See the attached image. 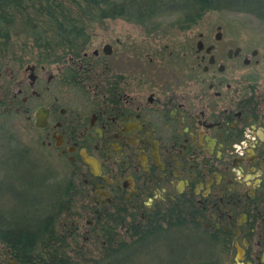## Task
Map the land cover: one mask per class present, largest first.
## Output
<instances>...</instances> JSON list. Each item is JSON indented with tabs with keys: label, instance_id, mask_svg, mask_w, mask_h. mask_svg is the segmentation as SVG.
<instances>
[{
	"label": "flooded vegetation",
	"instance_id": "1",
	"mask_svg": "<svg viewBox=\"0 0 264 264\" xmlns=\"http://www.w3.org/2000/svg\"><path fill=\"white\" fill-rule=\"evenodd\" d=\"M262 61L256 46L216 32L194 43L105 42L45 75V63L26 64L4 110L64 165L72 204L53 230L70 263L114 262L135 231L163 241L185 221L207 239L213 264H264ZM118 228L132 240L114 239ZM98 230V259L73 258ZM0 245V264H47Z\"/></svg>",
	"mask_w": 264,
	"mask_h": 264
},
{
	"label": "trees",
	"instance_id": "2",
	"mask_svg": "<svg viewBox=\"0 0 264 264\" xmlns=\"http://www.w3.org/2000/svg\"><path fill=\"white\" fill-rule=\"evenodd\" d=\"M224 9L249 13L264 21V0H0V67L7 63V47L17 22H21L24 30L30 32L38 60L62 61L66 56H80L86 50L90 26L104 19L130 20L146 30L158 28L161 24L176 25L182 29L195 24L206 10ZM13 58L16 62L21 59L20 56ZM11 136L0 120V137L12 144L15 154L12 157L0 156V167L4 169L12 167L14 158L27 157L31 152L29 148H20L12 142ZM65 173V168L64 172L59 174L48 171L42 180L43 184L53 181L56 183L59 179L65 181L53 200L46 203L35 200L27 205L25 191H30L24 188L23 191H18L19 193H12L16 195L15 208L13 207L12 211L4 214L0 210V242L24 261L29 257V260H39L47 264H76L70 263L65 255L64 235L54 231V225L51 224L56 222L55 217L57 218L59 213L67 212L72 204V186ZM51 175H56V178H51ZM4 183L2 181L0 186ZM38 188L39 186H35L31 190L35 193ZM190 224L185 221L178 222L177 225L170 224L163 233L167 237L171 232L191 231ZM135 233V241L128 247L129 250H125L127 254L121 256L120 260L131 256L139 244L145 243L147 233L143 230ZM153 234L157 235V230ZM185 242L182 240L181 244L176 246L181 253L184 248H201L193 251L198 253L182 264H213L214 252L210 251L205 237L195 234V240ZM114 261L104 260L99 264H117V259Z\"/></svg>",
	"mask_w": 264,
	"mask_h": 264
},
{
	"label": "rangeland",
	"instance_id": "3",
	"mask_svg": "<svg viewBox=\"0 0 264 264\" xmlns=\"http://www.w3.org/2000/svg\"><path fill=\"white\" fill-rule=\"evenodd\" d=\"M195 22L188 29H180L176 25L168 26L167 24H161L159 30L153 34H148L149 38H147L148 36L144 34L141 26L130 20L122 18L104 19L90 26L89 41L85 49L88 53H91L94 48L103 46L105 42L117 45V47L142 43L148 45H156L162 42L167 45H170L172 42H180V44L182 42L194 43L198 39L199 33L204 34V36L213 37L218 32L224 41L228 40L232 42L233 46L236 44L245 45L247 43L256 46L260 54H262V63H264V21L256 19L249 13L233 12L224 9L206 10ZM216 26L220 28L216 29ZM24 29L25 27L21 22H17L14 26V32L7 47L9 49L5 58L7 59V63L0 67V120L4 124V129L8 130L9 134H12V142L14 141L20 148H29L31 152L27 157H22L21 159L14 158L12 167L9 169L0 167V183L2 181L5 182L0 186V210L4 214L13 210L16 200V195H13V192L19 193L24 188H28L30 193L25 191V203L27 205H30L35 200L46 203L55 198L57 192L62 189L65 183L57 175L59 180L56 183L53 181L43 184L42 180H44L46 172L49 171L54 174L64 172L63 165L53 156H48V152L45 149L39 150L42 148L40 140L30 132L29 128H26L24 120L18 113H14L13 111L7 113L4 110L6 102L9 99V94L15 91L18 81L22 78L26 79L28 75L24 71L26 64L37 59L34 40L30 32ZM14 56H20L21 59L18 62L16 60L13 61ZM37 62H43L47 66L43 73L45 75L46 72L55 70V62L57 61L44 62L43 59H40ZM13 148L7 139L0 137V156H15L12 151ZM51 178H56V175H51ZM35 186H39V188L37 192L33 193L31 189H34ZM18 197L19 195H17ZM64 215L59 214L54 228H63L64 225H61L59 220L62 221ZM81 223H83V220H81ZM81 228L83 230L88 229L86 226H81ZM117 232L118 235L114 236V239L122 242L132 240L131 229L118 228ZM100 233L98 230L86 234L91 237L88 240H84V249L80 251L79 248H73L72 257L81 260V262L98 259L97 256L103 247L101 245L104 243V239H100ZM93 235L96 236L94 237ZM192 239L195 240V234L192 231L171 232L167 237H163V241L158 240L157 242H154L152 238H148V241L145 240V243L139 244L131 256H127L122 260H120L121 258H117V264H177V262L178 264H182L183 261L186 263L192 255L198 253L193 251L201 247L198 246L194 250H190V247L184 248L183 253H181V250L176 249V246L180 245L182 240L186 243V240Z\"/></svg>",
	"mask_w": 264,
	"mask_h": 264
}]
</instances>
